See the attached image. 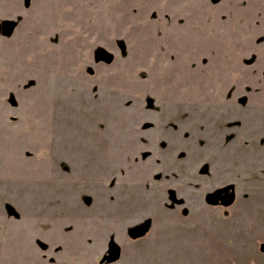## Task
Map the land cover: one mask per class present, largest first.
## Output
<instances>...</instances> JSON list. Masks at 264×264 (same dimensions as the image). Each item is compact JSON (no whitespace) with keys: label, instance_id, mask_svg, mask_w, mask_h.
I'll return each instance as SVG.
<instances>
[{"label":"rangeland","instance_id":"1","mask_svg":"<svg viewBox=\"0 0 264 264\" xmlns=\"http://www.w3.org/2000/svg\"><path fill=\"white\" fill-rule=\"evenodd\" d=\"M262 246L264 0H0V264Z\"/></svg>","mask_w":264,"mask_h":264},{"label":"water","instance_id":"2","mask_svg":"<svg viewBox=\"0 0 264 264\" xmlns=\"http://www.w3.org/2000/svg\"><path fill=\"white\" fill-rule=\"evenodd\" d=\"M224 192H226L225 194H223L222 198L224 199V201L229 204L233 201L234 198V193H229L227 190H225ZM223 191H218L216 192L212 197L215 198L217 195H221L222 193H224ZM262 250L264 251V246H262ZM102 263L105 262V258H103V260L101 261Z\"/></svg>","mask_w":264,"mask_h":264},{"label":"flooded vegetation","instance_id":"3","mask_svg":"<svg viewBox=\"0 0 264 264\" xmlns=\"http://www.w3.org/2000/svg\"><path fill=\"white\" fill-rule=\"evenodd\" d=\"M228 192H229V190H227ZM224 192V191H223ZM226 192H224V193H222L221 195L219 194V195H217V197H215V198H220L219 200H218V202H221L222 203V201H224V199L222 198V196H223V194H225ZM230 193V192H229Z\"/></svg>","mask_w":264,"mask_h":264}]
</instances>
